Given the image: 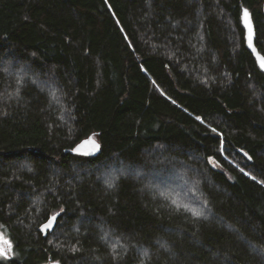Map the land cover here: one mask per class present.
Returning a JSON list of instances; mask_svg holds the SVG:
<instances>
[{"label":"trees","instance_id":"trees-1","mask_svg":"<svg viewBox=\"0 0 264 264\" xmlns=\"http://www.w3.org/2000/svg\"><path fill=\"white\" fill-rule=\"evenodd\" d=\"M245 9L264 56V0H0V264H264Z\"/></svg>","mask_w":264,"mask_h":264},{"label":"water","instance_id":"water-1","mask_svg":"<svg viewBox=\"0 0 264 264\" xmlns=\"http://www.w3.org/2000/svg\"><path fill=\"white\" fill-rule=\"evenodd\" d=\"M245 10H247V9H245ZM244 11H243V13H244ZM247 12L249 13V20L251 23V30H252V39H251V45L252 46L251 47L249 46V39H248L249 29L245 25L243 15H242V22H243V26L246 30V39H247L248 48L251 51L252 55L255 57L258 65H259V68L264 72V69H262L260 66L261 62H264V56L258 51V49L256 47L254 23H253L250 11L247 10ZM95 145H98L99 147L97 148V147H95ZM68 152L73 154V155L95 158L101 154V144L95 137H90L88 139L83 140L75 148L69 150ZM51 264H58V263H51Z\"/></svg>","mask_w":264,"mask_h":264},{"label":"snow or ice","instance_id":"snow-or-ice-1","mask_svg":"<svg viewBox=\"0 0 264 264\" xmlns=\"http://www.w3.org/2000/svg\"><path fill=\"white\" fill-rule=\"evenodd\" d=\"M243 17H244V22H245V25L246 27H248L249 29V36H248V39H249V46L251 47V39H252V30H251V23H250V20H249V13L247 12V10L244 11L243 13ZM261 68L264 69V62H261ZM94 143V142H93ZM95 147H99L98 145H95ZM196 215H199V213H196ZM57 220V216H52L51 218H49L48 220V223L45 224L43 226L44 229H48V228H51L54 224V222ZM43 230V229H42ZM11 249V245L8 244V250ZM0 256H4L6 257L7 256V252L4 248H0Z\"/></svg>","mask_w":264,"mask_h":264},{"label":"rangeland","instance_id":"rangeland-1","mask_svg":"<svg viewBox=\"0 0 264 264\" xmlns=\"http://www.w3.org/2000/svg\"><path fill=\"white\" fill-rule=\"evenodd\" d=\"M162 184V182H160ZM160 188L158 186H156V189ZM55 225V222L53 224V226ZM53 226L51 228H53ZM51 228L48 229H44V230H49ZM8 244H11L10 238L3 232L0 230V248H4L7 252V256H0V260H6L8 259V256L10 254V251L12 250V248L10 250H8Z\"/></svg>","mask_w":264,"mask_h":264}]
</instances>
